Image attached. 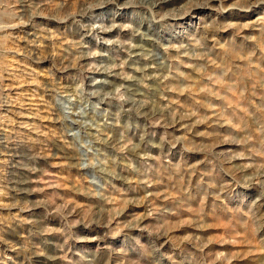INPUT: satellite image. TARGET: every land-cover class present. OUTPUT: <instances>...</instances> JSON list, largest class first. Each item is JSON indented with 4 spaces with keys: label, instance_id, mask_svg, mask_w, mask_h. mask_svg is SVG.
<instances>
[{
    "label": "rangeland",
    "instance_id": "374dc122",
    "mask_svg": "<svg viewBox=\"0 0 264 264\" xmlns=\"http://www.w3.org/2000/svg\"><path fill=\"white\" fill-rule=\"evenodd\" d=\"M0 264H264V0H0Z\"/></svg>",
    "mask_w": 264,
    "mask_h": 264
}]
</instances>
